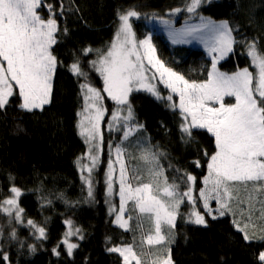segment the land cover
I'll return each mask as SVG.
<instances>
[{
  "label": "snow or ice",
  "instance_id": "obj_1",
  "mask_svg": "<svg viewBox=\"0 0 264 264\" xmlns=\"http://www.w3.org/2000/svg\"><path fill=\"white\" fill-rule=\"evenodd\" d=\"M204 2L186 0L183 9L169 13L190 14L179 28L171 19L151 17L164 26L171 44L196 42L203 46L211 57V67L203 80L188 79L167 66L156 55L150 33L137 39L133 18L140 19L141 13L135 8L117 13L118 26L106 48L77 49L67 68L77 79L82 99L77 128L86 151L75 164L87 199L95 198L94 177L102 171L109 215L114 217L112 223L140 236L139 251L135 235L132 243L108 249L118 253L122 264H174L169 240L185 206L183 215L188 223L207 227L208 217L216 220L232 216L234 228L246 243L264 244V49L256 39L237 40L239 29L228 20L217 22L198 15ZM58 3L57 9L47 0H0V111L13 97H18L19 107L29 112L43 110L52 102L54 77L58 68L64 66L54 54L60 43L58 34H68L57 19L64 15L65 5L62 0ZM44 10L47 16L41 14ZM193 17L198 22H190ZM236 45L245 48L250 66L231 74L220 71L217 65L234 54ZM250 67L255 71H250ZM89 70L102 80V87L92 84ZM158 85L168 90L166 96ZM141 91L179 114L182 143H195L200 133L213 139L214 151L204 149L203 162H191L192 167H206L198 189L195 175L170 161L165 164L167 154L142 136L144 125L137 120L131 99L134 92ZM106 101H111L112 107ZM106 116L110 119L106 120ZM104 124L109 132L117 133V143L106 144ZM102 164L106 165L103 169ZM22 195L23 190L13 183L7 196L0 199V215L6 217L9 225L25 223V210L20 206ZM116 197L118 204L114 203ZM145 222L149 225L147 230ZM65 223L68 231L52 248L57 257L61 246L69 257L79 247L71 242V237L83 239L81 230L73 228L71 220ZM26 226L36 240L48 238L45 227L32 219L26 221ZM4 240V228L0 226V241ZM7 241L24 246L15 228L8 232ZM28 248L36 251V245ZM0 264H12L2 246ZM256 264H264V249L258 251Z\"/></svg>",
  "mask_w": 264,
  "mask_h": 264
},
{
  "label": "trees",
  "instance_id": "obj_2",
  "mask_svg": "<svg viewBox=\"0 0 264 264\" xmlns=\"http://www.w3.org/2000/svg\"><path fill=\"white\" fill-rule=\"evenodd\" d=\"M59 8L58 0H47ZM64 15L57 16L61 29L68 34H58L60 43L54 54L63 61L53 82L52 102L43 110L31 112L19 107V98H11L10 104L0 111V199L8 194L14 183L24 195L20 206L24 208L25 223L8 224L6 217L0 215V226L4 228L5 240L0 246L8 251L12 264H122L118 253L109 252L115 245L137 241L139 233L125 232L116 227L109 215L105 187L96 181L94 199H87L86 189L80 179L75 161L86 151V145L79 136L77 124L80 119L82 99L77 79L67 70L73 53L86 46L104 49L112 40L117 29V13L135 8L141 13L140 19L133 18V29L137 39L151 33L159 58L167 66L180 72L188 79L203 80L210 69V57L202 47L173 45L163 30L158 28L153 15L171 19L177 26L185 24L190 14L181 11L177 16L169 13L183 9L186 0H62ZM198 15L215 21L228 20L239 29L237 40L258 41L264 49V0H210L197 10ZM47 16V11L41 13ZM190 22H198L193 17ZM250 59L242 45L235 46L234 54L219 63V68L232 73L239 68L249 67ZM250 71H255L250 67ZM92 84L102 87V80L89 70ZM160 91L166 92L163 85ZM133 108L137 120L144 125L142 136L152 145L167 154L169 161L182 171L187 170L199 181L206 174L205 168H195L191 162L202 158V150L214 151L210 135L200 133L196 142L185 145L178 131L179 114H174L165 103L156 100L147 92L132 94ZM112 107L111 101H106ZM105 119H110L106 116ZM105 142L117 143V133L109 132L103 125ZM200 150V151H198ZM105 146L103 159H107ZM138 163V161H134ZM106 167L102 164L101 169ZM172 173H169L171 178ZM10 177L12 178L10 180ZM99 179V178H98ZM62 197V198H61ZM51 201V203H48ZM187 207L181 208L182 215L177 218L176 228L169 240L174 264H256L258 251L264 244L253 241L246 243L232 224V216L216 220L207 218V227L186 222ZM135 215V214H134ZM32 219L46 229L47 239L38 241L33 231L26 226ZM71 220L73 228L81 230L80 235L71 237V242L79 245L69 257L61 246V255H53L52 248L60 244L68 231L65 221ZM145 230L148 224L145 222ZM15 228L21 247L16 241L8 242L7 234ZM36 245V251H29L28 245Z\"/></svg>",
  "mask_w": 264,
  "mask_h": 264
},
{
  "label": "rangeland",
  "instance_id": "obj_3",
  "mask_svg": "<svg viewBox=\"0 0 264 264\" xmlns=\"http://www.w3.org/2000/svg\"><path fill=\"white\" fill-rule=\"evenodd\" d=\"M205 1H209V0H205ZM179 13H177L176 15H174V16H177ZM217 22H219V21H217ZM172 23H173V21H172ZM193 23H195V22H193ZM156 24H157V26H158V28H160L161 30H163L164 32H165V34H166V31H165V29H164V26L162 25V24H160L159 23V20L157 19V22H156ZM173 25H174V27H176V28H179V27H181V26H183V25H180V26H177V25H175L174 23H173ZM151 34V33H150ZM152 35V34H151ZM167 35V34H166ZM152 42H153V44H154V41H153V37H152ZM155 45V44H154ZM185 45H187V46H197V47H202L203 48V46L202 45H200V44H198V43H196V42H193V43H191V44H185ZM156 47V46H155ZM204 49V48H203ZM207 53V52H206ZM156 55L158 56V53H157V50H156ZM209 56V55H208ZM159 57V56H158ZM210 57V56H209ZM227 58V57H226ZM210 59H211V57H210ZM224 60V59H223ZM222 61V60H221ZM220 61V62H221ZM219 62V63H220ZM218 66V68H219V64L217 65ZM211 67V66H210ZM219 70L220 71H222L220 68H219ZM176 71V70H175ZM176 72H178V71H176ZM222 72H224V71H222ZM180 73V72H179ZM229 74H231V73H229ZM95 85V84H94ZM95 86H97V85H95ZM98 87V86H97ZM161 92V94L162 95H167L168 94V90L166 91V92H162V91H160ZM226 99H230V98H226ZM234 102V101H233ZM102 127H103V125H102ZM99 178V179H98ZM94 179H95V181H97L98 183H100V184H103L104 185V183H103V172L102 171H100V172H98L96 175H95V177H94ZM95 185V184H94ZM114 203H117L118 204V197H116V198H114ZM109 205V204H108ZM213 207H215V203L213 202V205H212ZM148 224V223H147ZM149 226V225H148Z\"/></svg>",
  "mask_w": 264,
  "mask_h": 264
}]
</instances>
